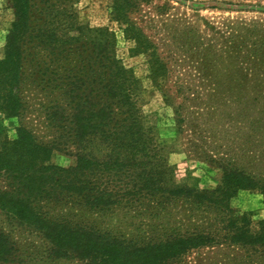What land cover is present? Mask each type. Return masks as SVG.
<instances>
[{
    "label": "trees",
    "instance_id": "obj_1",
    "mask_svg": "<svg viewBox=\"0 0 264 264\" xmlns=\"http://www.w3.org/2000/svg\"><path fill=\"white\" fill-rule=\"evenodd\" d=\"M74 1L13 0L15 21L0 61V111L21 115L27 66L38 88L52 96L47 112L59 144L38 141L26 127L16 140L0 144V211L39 231L56 257L91 264H177L201 249H233L242 253L234 261L264 264V219L254 223L231 207L239 191L252 190L261 180L227 165L214 190L168 185V155L162 160L147 135L139 82L114 56L107 30H94L98 35L92 38V30L79 26ZM130 8V0H113L118 20L127 19ZM232 70L245 79L222 84L220 93L228 96L223 108L235 107L229 104L248 92L247 120L261 124L264 110L256 109V94L264 92V82L256 78L263 74L259 70L248 79L251 70ZM69 145L79 150L75 166L49 163L53 151ZM181 207L186 214L178 217L174 210ZM122 210L151 221L149 233L134 241L82 218ZM163 220L162 231L152 223ZM13 253V243L0 230V262Z\"/></svg>",
    "mask_w": 264,
    "mask_h": 264
},
{
    "label": "rangeland",
    "instance_id": "obj_2",
    "mask_svg": "<svg viewBox=\"0 0 264 264\" xmlns=\"http://www.w3.org/2000/svg\"><path fill=\"white\" fill-rule=\"evenodd\" d=\"M112 5L113 0H75L71 10L79 26L92 30L88 37H97L96 29L107 30L114 56L139 82L138 104L147 135L162 160L168 155L167 184L185 188L187 183L211 191L221 184L222 169L237 167L261 184L239 191L231 207L254 223L264 219V119L249 124L248 92L229 104L235 106L230 109L223 108L228 107L227 94L220 93L224 82L245 79L233 74L232 67L251 70L248 79L260 70L263 77L256 79L264 82V0H130L132 12L121 20L114 17ZM14 21L13 0H0V61ZM129 23L132 31L127 33ZM26 70L23 78L30 76L21 115L0 111V144L16 140L19 129L26 127L38 141L57 147L59 134L47 112L52 96L42 92L27 66ZM256 96L260 102L256 109L264 110V92ZM60 149L53 151L49 163L75 166L79 150L70 145ZM174 211L180 212L178 217L186 214L182 207ZM106 216L82 214L84 221L134 241L152 227L135 211ZM166 222L152 221L161 231ZM0 230L14 245L13 255L0 264H91L54 256L53 245L39 231L2 211ZM235 259H242V253L201 249L177 264H242Z\"/></svg>",
    "mask_w": 264,
    "mask_h": 264
},
{
    "label": "crops",
    "instance_id": "obj_3",
    "mask_svg": "<svg viewBox=\"0 0 264 264\" xmlns=\"http://www.w3.org/2000/svg\"><path fill=\"white\" fill-rule=\"evenodd\" d=\"M251 201H257V202H258V201H259V199H251ZM249 205H250V204H249Z\"/></svg>",
    "mask_w": 264,
    "mask_h": 264
}]
</instances>
